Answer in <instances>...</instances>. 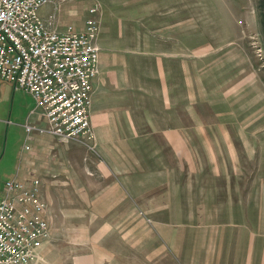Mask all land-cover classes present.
Returning a JSON list of instances; mask_svg holds the SVG:
<instances>
[{"label": "rangeland", "instance_id": "1", "mask_svg": "<svg viewBox=\"0 0 264 264\" xmlns=\"http://www.w3.org/2000/svg\"><path fill=\"white\" fill-rule=\"evenodd\" d=\"M78 1L85 7L99 1L112 42L134 50L154 47L161 21H175V36L158 41L178 46V60L158 64L153 54L150 64L166 74L176 70L170 82L180 93H187L179 83L189 70L190 117L183 118L180 102L170 121L195 126L189 136L197 147L178 151V173L174 168L169 174L164 165V177L179 183L163 198V212L142 213L133 199L131 215H108L92 208V196L106 190L114 175L107 157L96 141L94 149L77 140L68 143L59 172L32 176L51 197L53 225L50 241L31 264H264L263 0H164L172 5L157 7L146 6V0ZM51 7L46 4L40 15ZM131 56L141 61L140 54ZM37 108L32 94L0 82V198L8 178L17 171L22 178L25 125ZM133 152L138 168L148 169L146 159ZM195 179L207 188L194 196L188 184ZM196 202L215 212L186 213Z\"/></svg>", "mask_w": 264, "mask_h": 264}, {"label": "crops", "instance_id": "2", "mask_svg": "<svg viewBox=\"0 0 264 264\" xmlns=\"http://www.w3.org/2000/svg\"><path fill=\"white\" fill-rule=\"evenodd\" d=\"M50 3L52 7L44 15L45 17L54 11L58 2ZM92 4L85 7L78 0L60 3L57 10V22L60 29L64 30L69 24L82 29L88 8ZM145 5L164 6L172 5V2L146 0ZM159 12H161V19L162 9ZM174 22H165V19L161 21L162 27L155 31L157 42L154 47L146 46L135 50L132 46L115 45L107 34V27L102 25L99 39L102 47L100 72L93 82L91 123L96 134L98 150L101 152L99 154L107 157V167L114 175L112 178L108 176L110 184L106 190L100 189L97 195L92 196V208H95L93 211L95 213L131 215L135 211L133 199L142 213L163 212L165 209L162 205L163 198L171 197V190L178 187L179 183L178 179L174 181V177H164L165 166L169 174L174 172V168L178 173L180 169L178 151L197 147L195 138L189 136L191 133H196L195 126L188 122L187 125H181L179 119L174 123L170 121L171 112L173 109L180 111L181 103H183V118L190 117L189 104H194V98L188 94L190 84L193 85L189 70L186 73L183 72L184 79L179 83L184 91L187 90V93H180L175 88L176 84L170 82L175 77L174 74H177L176 70L172 68V71L166 74L164 68L161 71L155 68L153 62L150 64L149 55L153 54L159 60L158 64L161 62L163 65L167 63L173 65L178 60L176 57L180 51L178 46L172 43L164 45L163 40L158 41L175 36L172 28ZM132 53L140 54L141 61L135 62L131 56ZM187 62H189L188 58ZM0 82L8 83L2 79ZM33 116L35 119L31 120ZM192 116L194 117L193 112ZM29 117L27 123L46 128L47 121L39 109L33 113L32 117L31 115ZM70 142H61L51 133L38 129L31 134L25 131V140L21 148L23 158L18 166L22 178L29 179L36 174L46 176L59 172L66 162V160L60 162L61 154H66V145ZM165 150H170L172 153L166 157ZM133 151L140 153V159H146L148 169L145 168L144 171L138 168L140 164L136 163V154ZM174 154L176 157L169 159ZM165 158L168 159L165 160ZM98 166L106 168L99 163ZM200 182L201 180L195 179L188 184L194 196L196 192L207 188L206 185L204 188ZM45 191H43L44 199L50 208L51 197ZM196 204L185 212L194 215L215 212L211 206L197 202ZM51 212L53 210L50 208V214ZM48 218L52 227L53 221L49 214ZM193 223H197V227L203 224ZM204 245L201 243V246Z\"/></svg>", "mask_w": 264, "mask_h": 264}, {"label": "built area", "instance_id": "3", "mask_svg": "<svg viewBox=\"0 0 264 264\" xmlns=\"http://www.w3.org/2000/svg\"><path fill=\"white\" fill-rule=\"evenodd\" d=\"M54 11L41 16L47 3ZM71 0H0V79L14 90L34 96L46 128L61 142L77 140L91 149L93 82L100 72L101 3L89 8L82 29L57 22L60 3ZM39 178L16 173L5 182L0 198V264H31L51 238L48 203Z\"/></svg>", "mask_w": 264, "mask_h": 264}, {"label": "trees", "instance_id": "4", "mask_svg": "<svg viewBox=\"0 0 264 264\" xmlns=\"http://www.w3.org/2000/svg\"><path fill=\"white\" fill-rule=\"evenodd\" d=\"M263 24H264V0H263Z\"/></svg>", "mask_w": 264, "mask_h": 264}]
</instances>
